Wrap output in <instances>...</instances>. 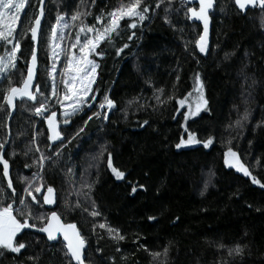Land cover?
<instances>
[{"label":"trees","instance_id":"obj_1","mask_svg":"<svg viewBox=\"0 0 264 264\" xmlns=\"http://www.w3.org/2000/svg\"><path fill=\"white\" fill-rule=\"evenodd\" d=\"M145 2L150 7L148 20L137 29L123 31L112 46L102 45L107 55H91L99 67L89 95L97 99L85 104L68 125L62 123L61 109H53L61 121L63 146L61 140L48 139L44 118L36 125L34 144L36 101L17 99L11 109L3 101L5 92L21 86L26 78L34 46L28 30L39 13V0H31L21 13L16 29L18 61L0 81V104L4 105L0 108V143H5L10 132L3 155L9 162L8 178L3 177L0 164V189L4 190L0 205L13 203L17 208L19 198H25L33 206L29 223L36 227L17 234L26 243L20 253L0 248V264H77L65 254L63 241L51 243L37 231L52 211L64 222L75 223L85 238L84 264H264V188L224 163L230 146L264 184V10L258 3L242 13L233 0H216L210 43L200 53L195 40L201 27L185 16L186 8L195 6L171 0L157 8L156 0ZM120 3L128 0H45L34 85H40L46 95L51 92L49 37L58 14L69 25L63 29L62 48L70 49L79 23L71 20L75 12H90L82 19L94 25L101 10L107 13ZM125 27L121 21V28ZM133 31L136 36L129 41ZM125 43L128 48L117 56L115 48ZM61 65L62 60L56 75ZM196 73L203 83L207 110L185 121L183 113L188 108L177 100L190 92L194 95ZM156 89L164 90L156 94L165 103L154 99ZM105 94L117 108L107 121L101 116L85 124L93 112H105L98 107ZM168 96L173 99L167 100ZM245 112L247 119H242ZM184 126L196 133L197 140L211 136L213 143L208 148L202 143L176 148L181 137L187 139ZM80 128L83 132L76 135ZM41 153L51 158L42 169L34 163ZM108 153L113 154L114 166L125 171L123 180H116L107 168ZM257 160L259 165L254 167ZM33 173H40L42 180L28 184L20 179L30 180ZM7 179L12 180L15 192L7 188ZM85 184L91 185L90 191ZM136 184H143L144 189L132 193ZM48 185L56 192L54 208L46 207L34 191L41 187L44 192ZM26 187L33 190L36 201L24 191ZM78 201L81 207H76ZM91 201L101 216L82 211H91ZM41 214L45 220L34 218ZM101 222L119 228L125 239L117 241L98 226L93 229ZM237 244L242 251L229 253ZM165 245L167 256L156 259L150 255L162 252Z\"/></svg>","mask_w":264,"mask_h":264},{"label":"snow or ice","instance_id":"obj_2","mask_svg":"<svg viewBox=\"0 0 264 264\" xmlns=\"http://www.w3.org/2000/svg\"><path fill=\"white\" fill-rule=\"evenodd\" d=\"M31 0H0V42L5 46L6 53L0 55V75L8 73L11 69L16 67L18 61L17 51L20 49V39L17 38L16 29L17 21L20 19L21 13L26 10V6L30 5ZM167 2L171 4V0H156V7L159 8L163 3ZM235 4L238 5L239 9L244 11L246 5H255L257 0H234ZM39 3L43 5V0H39ZM95 3V0H93ZM197 0H182L183 5L193 4L195 5ZM259 5L262 10H264V0H258ZM214 0H198V7H187L185 16L189 20L195 18L196 21H201L203 23V32L199 35V38L195 40V46L199 49L200 53H205L207 50V39L209 30V10L213 9ZM152 11H155L152 9ZM150 7L145 2V0H128V3H120L116 7L112 8L111 11L105 13L101 10V13L95 17L96 24L88 25L85 23L82 17H87L90 12L79 11L75 12L71 20L73 22H79L78 27L75 32V40L71 42V48H61V45L57 41H63L65 39V34L63 32L64 28L69 25L64 23V15L58 14L56 17V24L51 27V33L49 37V46L51 48V58L54 60H59L60 55L63 54L65 57V67L60 70V80L55 79V73L57 72L56 64L51 65L48 71L49 77H52V90L49 94H45L41 91L40 85L33 84L34 69L37 65V48L35 42L38 40V33H42V20L43 7L40 8L39 14L35 15V19L28 31H30V39L33 42V47L31 50V64L28 66L27 77L23 79L21 86H12L3 95V101L9 109L14 107V100L17 99H27L36 101L38 107L33 109L35 115L41 116L46 120L48 139L51 141L61 140L63 136L62 131L59 129V124L61 121L57 119V111L53 110L57 105L62 110L61 115L63 116L62 123L68 125L70 123L71 117L76 113L83 111L85 104L90 103L92 100H96L97 97L89 93L93 91V83L96 80L97 68L99 64L95 59H90V55L103 57L107 55V49L103 48L102 45L112 46L115 43V38L120 37L123 31L129 29H137L146 20L150 18L149 16ZM167 12V9H165ZM165 22L170 23L167 16L164 17ZM121 21L126 24L125 28H121ZM130 21V22H129ZM262 26H264V21H262ZM83 34V35H82ZM136 36L135 31L127 37L129 41L133 40ZM7 46H11L8 50ZM128 44H123L122 47L115 48V54L117 56L121 55L124 49L128 48ZM187 47V45H186ZM72 49H77L78 51H72ZM229 54H225V58ZM179 80V76H177ZM195 92L198 93L197 96L193 97V93H188L183 99H178L177 103L181 107L187 106L188 111L183 113L184 120L187 121L191 117H196L201 109L207 110V100L204 98L203 94V83L200 79V74L196 73L195 77ZM11 83V81H9ZM35 88V91L30 89ZM163 89H156L154 93V99L158 104H163L166 102L165 99H161L163 94ZM167 100L173 99L172 96H168ZM132 103V101H129ZM193 103L195 107L193 108ZM4 105L0 104V108ZM99 108L113 109L115 107V101L112 100L107 94L104 95L103 100L100 101ZM179 110V109H178ZM11 114V113H9ZM103 117L108 119V113L104 112H93L91 116H88L87 120L84 121L87 124L94 117ZM248 113L245 112L242 119H247ZM144 124H148V121H144ZM237 125L240 124L238 120ZM184 131L187 132V139L185 140L181 137L180 142L175 145L176 148H181L183 145H190L196 143H202L205 148L213 143V138L210 136L208 139L199 141L196 139V133L190 132L186 126H184ZM83 132V128H80L76 135ZM230 144V141H228ZM53 145H49L52 147ZM61 146H63V141L61 140ZM5 146L0 143V152H4ZM36 151H40L37 147ZM58 154V150H57ZM50 161L51 158L45 156L41 153L40 157L34 163L39 167L43 168L45 161ZM0 162L3 165V177H9V162L4 159L3 155H0ZM224 163L225 165L233 166L237 171L242 172L245 176H250L252 178L253 184L260 185L264 188L262 184L249 168L241 162L236 151L232 147H228L227 151L224 153ZM259 165V160L255 166ZM25 167H31V165H25ZM107 168L110 169L116 180H123L126 176L125 171L120 170L118 167L114 166L113 154L108 153L107 156ZM69 171H71L69 169ZM41 179L40 173H33L32 178L21 177V180H25L28 184H31L33 180ZM89 191L91 190V185L85 184ZM207 187V184H205ZM7 188H13V182L11 179H7ZM138 189H144L143 184L132 185L131 191L135 193ZM3 189H0V193H3ZM24 191L32 196V200L36 201L37 197L32 195L30 188L26 187ZM34 191L39 193L43 197V204L54 203L55 189L51 186H47L46 193L41 191V187H35ZM87 197V193L84 194ZM19 204L21 207L15 208L13 203L7 204V206L0 205V248L10 250L14 253H20L22 249L26 248V243L21 242L17 239V234L21 233L23 229L35 228V223H29V218L33 217V206L31 203L27 202L25 198H19ZM76 207H81L79 201ZM82 211L87 212L91 217L101 216V212L97 208L95 201H91V211L89 212L87 208H83ZM16 213V214H14ZM38 220H45L43 214L34 217ZM154 217H149V220H154ZM101 229H106L108 234L117 241H122L125 236L121 234L119 228H113L107 225L106 222H101L98 225L94 224L93 229L96 227ZM40 232L47 233V238L49 240H55L57 233H62L64 241L66 244V255H69L72 260H75L77 264H84V259L82 258V250L85 248L86 240L81 235L75 223H62L60 216L56 212H51L49 216L46 217V223L43 227L39 229ZM141 248L145 251H149L145 245L141 244ZM223 247V245H221ZM97 251H100L97 249ZM240 253L242 248L237 244L234 249H229V253L232 252ZM168 247L165 245L162 252H150L154 258L158 259L161 254L167 256ZM30 260L38 259V257H29ZM163 264V261H161Z\"/></svg>","mask_w":264,"mask_h":264},{"label":"water","instance_id":"obj_3","mask_svg":"<svg viewBox=\"0 0 264 264\" xmlns=\"http://www.w3.org/2000/svg\"><path fill=\"white\" fill-rule=\"evenodd\" d=\"M215 1H216V0H214V7H215ZM233 2H234V0H233ZM44 3H45V0H43V5H41V4L39 5V10H40L41 7H44ZM234 4H235V2H234ZM187 5H188V6H195V7H198V0H197V3H196L195 5H193V4H187ZM257 5H258V0H257V3H256L255 5H246V9H245L244 11H242V10L239 9L238 5L235 4L236 8H237L239 11H241L242 13H245L248 9L256 8ZM214 7H213V9L209 10V30H208L207 46L209 45V43H210V39H211V29H212V19H211V14H212L213 11H214ZM38 14H39V13H38ZM43 16H44V13H43V15H42V17H41V20L43 19ZM190 21L200 25V27H201V32H200V34H202V32H203V23H202L201 21H196L195 18H193V20H190ZM38 34H39V33H38ZM37 44H38V40L35 42V46H36V48H37ZM30 64H31V59H30V61H29V65H30ZM29 65H28V66H29ZM35 69H36V68H35ZM35 69L33 70V71H34V75H35ZM27 73H28V71H27ZM26 77H27V75H26ZM33 84H34V76H33ZM116 108H117V104H116V103H115V107H114L113 109H111V110H110V109H107V107H105V112L108 113V119H109L111 113H112ZM108 119H104V120L107 121ZM9 139H10V132H9V130H8V132H7V138H6V141H5V143H4L5 150H6V147H7V145H8ZM5 150H4V152H5ZM4 152H0V155H4ZM0 164H2V162H0ZM46 191H47V189L44 191V193H46ZM42 201H43V197H42ZM44 205H45L46 207H48V208H54V207L56 206V192H55V194H54V203H52V204H44ZM52 212H56V211H52ZM56 213H57V212H56ZM50 214H51V213H50ZM50 214H49V215H50ZM60 218H61V217H60ZM61 222H62V223H66V222H64L62 219H61ZM45 223H46V222H45ZM45 223H44V224H45ZM66 224H67V223H66ZM43 226H44V225H43ZM43 226H42V227H43ZM40 228H41V227H40ZM40 228H39V229H40ZM39 229H37V231H38L40 234L44 235L45 238H46L49 242H51V243H55V242H57L58 240H61V241H63V242L65 243V245L67 244V242L64 241V238H63V234H62V233H57V234H56V239H55V240H49V239L47 238V233L40 232ZM84 251H85V248L82 250V258H83V259H84V257H85ZM73 262L77 263L75 260H73Z\"/></svg>","mask_w":264,"mask_h":264},{"label":"rangeland","instance_id":"obj_4","mask_svg":"<svg viewBox=\"0 0 264 264\" xmlns=\"http://www.w3.org/2000/svg\"><path fill=\"white\" fill-rule=\"evenodd\" d=\"M64 22V21H63ZM65 23V22H64ZM18 24H19V20L17 21V27H18ZM56 24V23H55ZM96 24V23H95ZM94 24V25H95ZM70 33V32H69ZM83 35V34H82ZM57 43H59L60 45H61V43L62 42H60L59 40L57 41ZM68 44V43H67ZM10 47L11 46H7V48H8V50H10ZM61 48H62V45H61ZM6 53V49H5V46H4V44L2 43V42H0V55H4ZM17 53H18V51H17ZM90 59H92L91 58V55H90V57H89ZM50 59H52L51 58V55H50ZM60 60H62V65H61V69L60 70H62L64 67H65V63H66V61H65V57H64V55L63 54H61L60 55V59L59 60H54V59H52V62H51V64H50V68H51V65L53 64V63H55L56 64V68H57V64L59 63V61ZM7 74V73H6ZM6 74H3V75H0V81L3 79V77L6 75ZM55 79L57 80V81H59L60 80V71H59V73L56 75V73H55ZM51 90H52V77H51ZM192 92H194V95H193V97H195V96H197L198 95V93H196L195 92V86H193V90H192ZM204 94V93H203ZM88 104H90V103H88ZM58 106V105H57ZM59 107V106H58ZM195 107V105H194V103H193V108ZM60 109V108H59ZM202 110V109H201ZM61 112H62V110H61ZM62 116V115H61ZM63 117V116H62ZM192 118H194V117H191L190 119H192ZM189 119V120H190ZM36 121H37V116H36V119H35ZM42 120V119H41ZM40 120V121H41ZM36 121H35V125H34V127H33V132H34V138H33V141H34V144H37V138H36V125L38 124V122H40V121H38L37 123H36ZM190 145H194V144H190ZM190 145H183V146H190ZM19 207H21V205H19L17 208H19Z\"/></svg>","mask_w":264,"mask_h":264},{"label":"built area","instance_id":"obj_5","mask_svg":"<svg viewBox=\"0 0 264 264\" xmlns=\"http://www.w3.org/2000/svg\"><path fill=\"white\" fill-rule=\"evenodd\" d=\"M38 107V106H37ZM37 116V115H36ZM41 119H43V117H41V116H37V121H36V123L38 122V121H40Z\"/></svg>","mask_w":264,"mask_h":264}]
</instances>
